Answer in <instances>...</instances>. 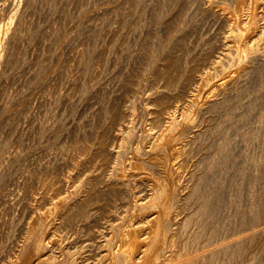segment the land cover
Listing matches in <instances>:
<instances>
[{
	"label": "bare ground",
	"instance_id": "6f19581e",
	"mask_svg": "<svg viewBox=\"0 0 264 264\" xmlns=\"http://www.w3.org/2000/svg\"><path fill=\"white\" fill-rule=\"evenodd\" d=\"M195 6H197L195 9L197 14L198 12H201L205 18L209 19V20L207 19V21H210L211 24L218 25L219 34L214 33L215 35L218 34V36L215 37L214 35L213 38L209 36L210 39H206L207 37L204 38L203 35L198 34L199 28L197 29L195 25V21L193 19L194 16L192 17V14H191V10L193 12V8ZM0 7H1L0 9V71L3 67L6 68L8 65L10 67V65L14 63L17 56L20 53H22L21 52L22 47L25 44V42L28 40L29 37L33 36V33H34L33 29H34V25L36 24V22L33 20H29L30 18L28 20L26 19L27 15L34 16V14H30L32 11L39 9L40 13H42L41 12L42 10L46 11V13L47 12L49 13V11H53L61 7L60 9H61V12H63L64 16L62 19L63 21L60 22L61 25H59V27L61 26L60 32H59L61 34H59L56 37L54 41L55 43L58 42V39L61 36H63L67 31L69 32L70 30H72V28L75 26V25L74 26L71 25L72 20H74L73 18L78 17V15L83 11L80 8V6L78 7L76 6V0H69L66 4H64V6H59L58 1L56 2V0H0ZM175 10H177V12L175 13L176 15H172L173 17H170V13ZM104 13H107V14L109 13L110 15H112L113 13V16H114V13L116 14L119 13L116 15V17L112 18V20H114L113 22L114 25L115 23L117 24L119 20V17L117 16H120V13H122L121 18H123V20L125 21V23L123 22V24L129 25V31H130L129 34L131 35V36L130 35L128 36L127 34L126 36L124 35L126 38L125 42L127 43V45H130V42L132 41H133L132 42L133 44L135 40L136 41L141 40V42H139L141 44H139L138 48H136L135 50L136 54H134L135 52L133 53L134 55L132 54L133 49L129 52L127 48L128 46L126 47L127 48L126 51H128L129 54L131 53V55H129L128 62L130 60L133 64V67L132 69H130L129 72L126 73V76H125L126 80L123 81V84L127 88L130 94V98L133 101L141 100L140 99L141 98L140 96L142 93L141 86L143 84L142 77L147 72V70H149L152 75L151 83H152L153 89L158 90L157 93L155 94L152 93V95L150 96L148 95L147 98L145 99V103L147 105L146 107H148L147 112H146L148 119L145 122L146 135L144 138L147 140L146 141L147 145L145 147H139V146L134 147L133 146L134 145L133 139H134L135 134L133 133V130L129 127V123L131 124L132 121L134 122L135 118L137 117V113H138L137 109L133 108L132 110L127 112L124 110L118 111L119 109L118 108L116 117L118 116L120 126L123 129L120 132V139H119L120 146L119 148L117 147L118 150L116 152H114L115 151L114 149H113L114 151L113 150L111 151L110 150L111 148L109 149L110 147L109 144H111L110 142L111 140L109 138L110 136L108 134L109 133L108 131L102 134L96 133L95 138L93 137L94 138L93 142L90 143L88 140H86V144L85 145L83 144L84 146H81V145L85 140L82 143L76 140L75 142L78 141L77 143H81V145L76 144L75 146L74 145L71 146V147L74 146L72 148V154L70 153L72 157L69 158V155L67 157L64 155L66 159L67 158L70 159L69 160L70 163H68L69 161L66 160L68 161L67 165L70 164V166H72L73 169H79L83 165L85 166L86 162L88 161L86 159H89L87 163L92 164L91 165L92 171H90L91 172L90 173L88 171L89 168L86 169L87 170L86 173L89 172V174L87 175L86 173H84L85 175H87L85 178L82 177L83 179L82 178L80 179L79 175H78L79 177H77V175L73 173H67V174H64L63 179L62 178L60 179L57 177H56L57 179H55L54 177L49 179L47 175H44V173L43 174L39 173L41 169L45 171L44 169H48L49 167H44V165L42 164L44 168H42V166L38 167V169L34 168L39 172L36 173V170H35L34 175L30 173L33 176L31 180L33 179L34 183L27 185L30 183L29 182L30 180L28 182L26 181L27 182L26 190L28 192L26 194L32 196L31 198H29L32 200V202L26 205H29L31 206V208H35L36 210L38 209L43 212L42 213L40 212L41 213L40 216L34 222L27 221V223H25L26 221L24 222L22 220V222H24L25 225L21 228L20 232L17 230V233L19 232V234L17 235L16 239L12 237L14 239V240L12 239L13 240L12 242L13 245H11L12 247L9 248V250L5 248V250H7L8 252H5V251H4L5 253L3 252V247H4L3 244L9 242L10 239L7 242L5 240L4 242V239L6 237L5 235L6 232L4 233L5 236L3 234H0V248H2L1 253H3V256L1 255L0 257V261L2 264H228V262L232 260H230L229 258L226 259V257L228 256L226 253L222 252L223 253L222 255L218 254L215 256L214 253H217L218 251H220L219 249H217L218 251L216 250L217 252H214L212 254L210 253L211 254L210 257H206V256L204 257L202 256L203 255L202 253L201 255L198 254L196 251H198V248L199 249L200 247L202 248L203 242L199 243L200 237H198V240L194 239L196 236H199L197 235V233L195 235L190 234L191 236H193V239L195 241L191 239L192 237L190 238V235L187 233V226H189V223L191 222V220H193L195 217L197 218V215L199 218L203 216V215L200 216V214H204L202 212L205 210V207H206V204L204 202L202 204H201L202 201L199 202L200 199L202 198H201V195H199L198 193L199 191H197L196 189L198 187V184L200 185V183H202L200 181L205 178L204 177L205 172L203 171L205 169L204 168L202 169L204 165L201 167L200 164L204 163V159L201 160V157L205 154L204 151H205V148H207L205 147V145H206V142L208 143L209 141V140L206 141L205 139V138H209L205 136L207 134L205 133L207 128L206 130L204 129L205 132H202L203 131L202 130L201 132L194 133L192 135L191 133H192L193 125L196 126V125H199V123H201L202 125L203 122L206 123L207 125H210L212 121L214 120V118L218 116H221V117L222 116L227 117L228 115L232 116L234 114V111L237 108V101L239 100L238 92L242 89V87L245 88L246 85L244 84L245 83L247 84L246 81L249 78L253 77V75L255 77V75H258V74L260 75L261 72L264 73L263 72L264 70V0H124L122 2H118L114 6L106 7L104 9ZM8 14H10L9 20L7 21V23L2 24L1 22L3 18ZM80 17H81V14H80ZM156 19H158L159 23L163 24V26L165 27L166 33L164 34V36H158L156 32H153L154 33L153 35L155 38H157V40H159L161 44L165 43V44L170 45V47H169V50H168L169 52L166 55L165 60L161 64L159 63V65L154 66L152 68L150 67L149 69L148 67L150 66L149 64L151 63V60L150 62H148V60L152 57L154 50L152 46L148 44V42L149 43L151 42L149 39L145 38L146 36L143 32V28L145 27V25L148 24L147 22L152 24V22ZM80 23H81V26L86 24V22L85 23L80 22ZM213 27H216V26H213ZM38 30H40V28ZM57 30H58V25L55 28V30L53 29L50 30V32L49 33L47 32L45 36L43 34L44 37L43 36L42 37L45 40V42H48L46 41V39L47 40L49 39V41H51V39L54 36V33L57 34L56 33ZM202 31L203 30H201L200 33ZM203 33L205 34V32ZM121 36L123 35H120V37ZM30 39L32 40V38ZM225 39L226 41L228 39V41L225 42ZM114 40L116 41V38ZM156 43L158 45V42ZM153 45H154V42H153ZM223 47H226V48L223 49ZM105 48H106L105 45L104 46L101 45V47L97 50L98 53L96 52L97 53L96 56L93 55L95 52L94 49L87 48L86 50L84 49V51H80L81 49L79 48L80 49V50L78 49L79 51L74 52L73 55L71 54L72 57L69 55L71 59L66 63V65L63 68L68 69L69 66H72V65L73 67L76 66L75 64H77V66L78 65L80 66V67L78 66L79 69L86 68L90 60L93 61V64L94 66H96V68H101L107 63L106 61L107 58H106V53H105L107 49ZM129 48L131 49V47ZM107 54H110V53H107ZM127 58H128V55H127ZM89 66H87V68ZM107 66L109 65L107 64ZM78 67L77 68L75 67L76 70L78 69ZM103 69H105V66ZM87 71H86V74H87ZM100 71L101 70H99V73ZM4 74L6 75V73ZM91 76H92V73H91ZM257 77H260V76H257ZM69 79L68 81H70ZM72 84H73V81H72ZM116 86L118 87L119 85L116 84ZM107 88H110V86ZM81 89L82 88H80V90ZM115 89H114V92L118 91ZM101 91H103V89ZM89 93H92V92H89ZM2 96H1V99H3ZM95 96H97V94ZM100 96H102V94ZM107 96L109 98L108 94ZM5 98L6 97H4V99ZM203 98L205 99L202 100ZM101 99L103 100V96L99 100ZM105 99L107 100V97H105ZM105 99L103 101H105ZM107 102L105 101V103ZM95 103L97 104V101ZM105 103H102V104H105ZM199 104H203V107L201 106L202 108L201 107L197 108ZM97 105L99 106V104ZM100 106H102L101 103H100ZM95 107H96L95 110L94 109L93 110L96 113L93 112V114H96L97 116V113L100 110L97 108V106ZM105 108L106 110H104ZM46 110L48 109L45 108V111ZM102 110L106 112L109 111L107 110V106H104V105L100 113H103ZM32 113H35V112H32ZM87 113L90 114L91 112L89 113L88 111ZM105 113L104 115H106ZM114 113H111V114H114ZM102 116H100L99 118H103ZM57 118L59 119L60 117H57ZM142 118L144 119V117ZM35 119L37 118L35 117ZM92 119L94 118L92 117ZM260 119H264L263 115H261ZM60 120L61 119L58 120L59 124H60ZM58 121H55V123H57ZM59 124H57V126ZM5 125H6V122H5ZM201 125H199V127ZM48 130L50 129L48 128ZM54 131L55 130H53V134H54ZM28 132L29 131H27V133ZM45 132H47V130ZM250 134L251 133H248V135ZM44 135H46V133H44ZM1 137L3 139V136ZM60 139H63V138H60ZM83 139H81V141ZM226 145H229V144H226ZM259 145H261L260 142L258 146ZM4 147H5V144H4ZM64 153L66 154V151ZM209 153L211 155L213 154L211 152ZM67 154H68V150H67ZM199 154L202 156L199 157ZM210 154H208L209 158H211ZM205 156L202 158H205ZM216 159L214 158L213 160H216ZM61 161L63 160L61 159ZM64 161H65V158H64ZM205 161H208V159L206 158ZM209 161H211V159H209ZM212 163L216 164L215 161ZM89 164L88 166H90ZM209 164L211 163L209 162ZM40 165L41 164H39V166ZM205 166H208L207 169L209 168L208 163H205ZM207 169L206 171H208ZM79 170L77 173L83 175V173H80ZM31 175L28 177H31ZM183 181L186 182L185 186H186V189L188 190L185 195H181L180 194L181 192H179V189L181 187L180 183ZM99 182L104 183V186L102 188H100L101 183L98 186L99 188H97V185ZM70 183L73 185L72 193H70L71 191L69 188L68 189L70 192L68 193V189H67V186H68L67 184H70ZM183 184L184 183H182V185ZM185 186L183 187V189L185 188ZM141 187H143L144 190H135L139 188L141 189ZM76 192L79 193V196L74 198L73 195L76 194ZM33 197L34 198L39 197L40 200L36 201V199H34ZM122 198L126 202L124 201L125 204L123 203L121 205L122 206L121 208L123 209L125 208V210L122 213H120L121 211L118 212L119 214L117 215L118 216L122 215L123 217L122 216H121L122 218L118 217L115 220L112 218H109L110 216H108V214L111 213L112 215V213H114L113 210H115L119 206V205L115 206V204H113L114 206L110 207L111 203L117 204L118 201L121 200ZM23 199L22 201H24ZM18 202L20 203V201ZM18 202H15V203L17 204ZM33 202H35V204ZM7 203L9 205L8 201ZM15 203H13V207ZM4 205L1 206L3 207L2 210L5 209L6 207V206L4 207ZM20 206L22 208H25L24 204L23 206L22 205ZM11 209L12 208L9 207L8 210H10L11 212ZM27 209H24V212H26L25 210ZM33 210L34 209H32V211ZM15 211H12V213H15ZM117 211H118V208H117ZM148 211L150 212L152 211V214ZM3 213L0 212L1 215ZM21 215H20V218H21ZM180 215H185L186 220L184 219H181L183 221L175 220L178 216L181 218ZM25 216L27 217V215ZM91 216L94 217L93 226L90 225L91 222H86V220L88 221L90 219L89 217ZM105 218H108V221H105L107 222L108 225L106 228L107 230L104 231L102 229V224L100 222H104L103 219ZM18 221L16 223H18ZM197 221L199 222V220ZM12 222H13V219H9L7 221L5 220V223H11V225H12ZM1 223L2 222H0V224ZM191 224H194V222L193 223L191 222ZM12 228L15 229L16 227H12ZM82 228H86L85 229L86 232H83L84 229L83 231H81ZM100 228L104 232L102 230L99 231ZM189 228H191V226H189ZM81 232L82 234H84L83 236L88 237V240H89L88 242L90 241L92 242L91 246L87 247L86 249L83 246V243H86V242L85 241L82 242L81 240L76 239L78 246L80 243V246L78 247L79 249L78 252L75 253L74 251V254H72L71 252L67 251L68 253H64L65 250H62L63 248L62 245L66 243V241L70 237L74 235H78ZM192 232L193 231H191V233ZM200 236L202 237V234ZM261 238L264 240V237L261 236ZM258 241H261L260 238ZM2 242L4 243L2 244ZM67 243L66 245L68 246ZM261 243L263 245V242ZM70 244L72 245V242H70ZM252 244H255V243H252ZM257 245H260V243ZM255 246L256 245H254V247ZM5 247H6V244H5ZM7 247H9V245ZM228 249L227 250L223 249V250L230 252V250ZM256 250L259 251L261 249L257 248ZM258 251L255 253H259ZM251 252L253 253L254 251H251ZM206 254L207 253H205L204 255ZM250 256L251 255H249V257ZM227 260H230V261L227 262ZM239 263L241 264L242 262H239ZM244 264H247V263L245 262Z\"/></svg>",
	"mask_w": 264,
	"mask_h": 264
},
{
	"label": "rangeland",
	"instance_id": "374dc122",
	"mask_svg": "<svg viewBox=\"0 0 264 264\" xmlns=\"http://www.w3.org/2000/svg\"><path fill=\"white\" fill-rule=\"evenodd\" d=\"M57 1L59 3V6H64V4H66L69 0H67V1L56 0V2ZM122 1H124V0H87V2H86V0H76V6L77 7L80 6V8L83 11L80 13L81 17L79 14L78 17L73 18L74 20H72L71 25L77 26L80 22H84V23L86 22V24L81 26V23H80L77 27L74 26L73 27L74 29L72 28V30H70L69 32L67 31L63 36H61L58 39V42H56V43L54 41H55L56 37L59 34H61V33H59L60 27H61V26L59 27V25H61L60 22L63 21L62 19L64 16L63 12H61V9H60L61 7L57 8L53 11H49V13L48 12L46 13V11H43V10L41 11L42 13H40L39 9L32 11L34 13L31 12L30 14H34V16L33 15H27L26 19L28 20L30 18L29 20H33L36 22V24L34 25V29H33V31H34L33 36L28 38L29 41L27 40L22 47V51H21L22 53H20L17 56L16 60L14 61L13 64L10 65V67H9V65L7 66L8 69H7V67L6 68L3 67L4 69L1 67L3 70L1 69V71H0V74H1L0 75V148H1L0 149V163H1V165H0V171H1L0 172L1 173L0 174V198H1L0 199V212L5 213L9 209V207L12 208L11 212H10V210H8L5 214L4 213L2 215L0 214V222H2L0 224V234L4 235V233L6 232L5 233L6 237L4 239V242H5V240H6V242L9 241V239H10V241L7 243L2 242V244L4 243L3 244L4 245L3 252L4 251L8 252L7 250H9V248L12 247L11 245H13V243H12L13 240L17 238V235L19 234L21 228L25 225V223H27V221L28 222L29 221L34 222L40 216V214L43 212L41 210H38V209L36 210L35 208H31V206H29V205H26V204H30L32 202V200L29 199L32 196L26 194V193H28L26 190L27 189L26 186L30 185L31 183H34V180L33 179L31 180V178H33V176L31 174L34 175L35 170L38 169V167H41V166H42V168L49 167L48 169H44L45 171H43V169H41V168H39V169H41L40 172L36 170V173H38V172L40 174L44 173V175H47V177L49 179H51L53 177L55 179H57V178L63 179L64 174H67V173H73V174L77 175V177L80 176V179L82 177L85 178L89 174V172L92 171V166H91L92 164L87 163L89 161V159H86L88 161L86 162L85 166L83 165L84 167L83 166L80 167L81 169L79 168L80 169L79 170V169H73V167L70 166V164L67 165V162L70 159H68V158L66 159V157L68 155H69V158L72 157V155H71L72 154V148L76 144L81 145V143L84 140L85 141L82 143L81 146H84L86 144V140H88L90 143H92L94 138H95L96 133L102 134V133H105L108 131H109L108 134L110 136L109 138L111 140L110 142L112 144V145L109 144V146H110L109 149L111 148L110 149L111 151L114 149L115 151L114 150L113 151L116 152L120 146L119 145L120 144V141H119L120 132L123 129L120 126L118 116L116 117V113L119 110H124V111L128 112V111L132 110L133 108L137 109V112H138L137 117L135 118L134 122L132 121L131 124L129 123V127L133 130V133L135 134L134 139L136 141L133 139V144H134L133 146L134 147H137V146L145 147L147 145V142H146L147 140L144 138L146 135L145 122L148 119V116L146 113L148 107H146L147 105L145 103V99L147 98L148 95L150 96V95H152V93L153 94L157 93L158 90L153 89V87H152V83H151L152 82V75H151V72L149 70H147V72L145 71L146 72V73L144 72L145 74L143 73L144 74L142 77V83L143 84L141 86L142 87V90H141L142 93L140 96L141 100H136L138 102L133 101L130 98V94H129L127 88L123 84V81L126 80V77H125L126 73L129 72L130 69H132V67H133L132 62L130 60L128 62L129 55H131V53L129 54L128 51L130 52L133 49V52H132V54H133L135 52L136 48H138L139 44H141V43H139V42H141V40L140 41L135 40L133 44H132V42H133L132 41V42H130V45H127V43L125 42V39H126L125 36H126V34L129 36L130 31H129V25L123 24V22L125 23V21L123 20V18H121L122 13H120V16H117V17H119V20H118L117 24L115 23V25L113 24L114 20H112V18L116 17V15L119 13H117V14L114 13V16H113V13H112V15H110L109 13L108 14L104 13V9L106 7L114 6L118 2H122ZM196 7L197 6H195L193 8L194 14H193L192 10H191V14H192V17L194 16L193 19L195 21V25H196L197 29L199 28L198 34L203 35L204 38L207 37L206 39H210V37L213 38V36L215 35L214 33L219 32L218 25L217 24H211L210 21H207L208 18H205L201 12H198V14H199L198 15L196 10H195ZM0 9H1V7H0ZM176 12H177V10L172 11L170 13V17H173L172 15H176L175 14ZM37 14H39L40 17L41 16L42 17L40 18L39 15H37ZM48 14H49V16H48ZM9 16H10V14L6 15L5 16L6 18L4 17L1 23L2 24L7 23V21L10 18ZM32 18H34V19H32ZM39 20H40V22H39ZM157 21H158V19L154 20L152 22V24L147 22L148 24L146 23L147 25H145V27H144L145 29L143 28V32L146 36V37L145 36L144 37L150 40L151 43L148 42V44L150 46H152V48L154 50L152 57L148 60V62H150V60H151V63L149 64L150 66L148 67L149 69H150V67L152 68L154 66L159 65V63L161 64L165 60L166 55L169 52L168 51L169 47H170V45H168V44H165V43L161 44L159 42V40H157V38L154 37L153 32H156L158 36H164V34L166 33L165 27L163 26V24L159 23V21L157 23ZM57 25H58V30L56 32L57 34L54 33V36L52 38L53 40L51 39V41H49V39L48 40L46 39V41H48V42H45V40L43 39L45 34L47 32L49 33L50 30H52V29L55 30ZM213 26H216L217 28L213 27ZM207 27H209V28H207ZM39 28H40V30H38ZM76 28H77V30H76ZM201 30H203V31L200 33ZM80 31H81V33H80ZM203 32H205V34ZM38 34H40V35H38ZM43 34H44V36H43ZM218 34H216L215 37L218 36ZM120 35H123V36L120 37ZM226 36H227V34H226ZM40 37H41V39H40ZM30 38H32V40ZM113 38L114 39L116 38V41ZM227 41H228V39H227ZM227 41L225 39V42H227ZM153 42H154V45H153ZM156 42H158V45ZM103 44L106 47L105 49H107V51L105 52L106 58H107V60H106L107 63L104 65L105 69H103L104 66L101 68H96V66H94L92 60L89 61L90 64L89 63L87 64V66L91 65L88 68L86 66V68H80L79 69L80 66L78 65L79 66L78 67L77 64H75L76 66H74V67H73V65L69 66L70 69L69 68L68 69L63 68L66 65V63L71 59L70 56H71V54L73 55L74 52H77L80 49H81L80 51H84V49L86 50L87 48H91V49H94L95 52L93 55L96 56L98 53L97 50L101 47V45L104 46ZM30 46H31V48H30ZM126 47L128 48V51H126L127 50ZM129 47H131V49ZM124 48H126V49H124ZM225 48L226 47H223V49H225ZM48 53H49V55H48ZM107 53H110V54H107ZM126 54L128 55V58H127ZM134 54H136V52ZM49 56H51V57H49ZM110 57H112V58H110ZM107 64L109 66H107ZM71 67H72V69H71ZM75 67L76 68L78 67V69L76 70ZM83 69H85V70H83ZM98 69L101 70L100 73H99ZM87 70H89V71H87ZM86 71H87V74H86ZM97 72H98V74H97ZM263 72H264V70H263ZM4 73H6V75ZM91 73H92V76H91ZM261 73H260V75L259 74L255 75V77H254V75H253V77L250 76L252 79L249 78L246 81L248 85L246 83L244 84V85H246L245 86L246 90H245V88L242 87V89L238 92L239 100L237 101V108L234 111V114L232 116L228 115L229 116V117L227 116L228 118L226 116L225 117L218 116V117L214 118V120L212 121V123L210 125H207L206 123L203 122L202 125H201V123H199V125H201L200 127H199V125H196L197 127L193 125V127H192L191 135L194 133H199L202 130H203L202 132H205V130L207 128V130L205 132L207 134L205 136H207L209 138H205V139H206V141H208V140L209 141H208V143L206 142V145H208V146L205 145V147H207V148H205V151L208 150L209 152H211L213 154L211 155L208 151H207L208 153L204 151L205 154L203 153L204 154L203 156L199 154V157H201V156L204 157L205 155H207V156H205V158L201 157V160L204 159V163L202 162L203 164H200L201 167L204 165L202 167V169L203 168L205 169L203 171L205 172V174H204L205 178L204 179H206V180H204V179L201 180L200 182H202V183L199 182L200 185L198 184V187L200 189L198 187L196 189L197 191H199L198 193H199V195H201V198H202V199H200L199 202L202 201L201 204L204 202L206 204V207H205V210L202 212L204 214H200V216L201 215H203V216H201L199 218L197 215V218L195 217L193 220H191V222L192 223L194 222V224H191V222L189 223V226H191V228H189V226H187V233L189 235L190 234L195 235L197 233V235H199V236H196L197 238L194 236L195 237L194 239L198 240V237H200L199 243L203 242L202 248L200 247V249L202 251L197 247L198 251H196V252L198 254L201 255V253H202L203 254L202 256L210 257L212 253L217 252L218 251L217 249H219L220 251H218L217 253H214L215 256L218 254L222 255L223 253H226L228 255L226 257V259L229 258L230 260H232V261L227 260V262L230 261V262H228V264L229 263L230 264H240L239 262H242L241 264H244L245 262L247 264H264V262H262V261H264V254H263L264 253V240L261 238V236L264 237V129H263L264 128V122H263L264 119H260L261 115H263V118H264V113H263L264 112V73H262V74ZM257 76H260V77H257ZM22 79H23V81H22ZM55 79L57 80V82ZM68 79L70 81H68ZM72 81H73V84H72ZM248 81H250V82H248ZM119 82H120V84H119ZM65 83H67L69 85H67ZM249 83H250V85H249ZM21 84H22V86H21ZM44 84L46 85V87ZM61 84H63V85H61ZM116 84L119 86L117 87ZM43 85H44V87H43ZM83 86H84V88H83ZM109 86H110V88H107ZM247 86H248V88H247ZM80 88H82L83 90L82 89L80 90ZM71 89L73 92L71 91ZM102 89L104 92L101 91ZM109 89H111V90H109ZM114 89L118 90V91L114 92ZM62 91H63V93H62ZM2 92H3V94H2ZM78 92H80V93H78ZM89 92H92L93 94L89 93ZM57 93H58V95H57ZM1 94L3 96L5 94L4 97H6V98L4 99V97ZM88 94H89V96H88ZM96 94H97V96H95ZM101 94L103 96V100L105 99V97H107V100L105 99L106 102L109 99L110 100L107 103H105V101H103L102 99H101L102 101L99 100L100 98H102V96H100ZM107 94L109 95V98H108ZM1 96L3 99H1ZM47 96H48V98H47ZM73 96H75V97H73ZM61 97H62V99H61ZM72 97H73V99H72ZM9 98L11 99V101ZM81 98H82V100H81ZM205 98H203L202 100H204ZM7 99H9V100H7ZM44 99H46V100H44ZM15 100H16V102H15ZM96 101H97V104H99V106H100V103L102 106L99 107L95 103ZM102 103H105V104H102ZM9 104H11V105H9ZM51 104L54 106V108ZM93 104L94 105L96 104L95 106H97V108L100 111L103 108V105L107 106V110H109L108 111L109 113L104 111V110H106V108H105L104 110H102L103 113H100V111L98 110L99 112L97 111L98 113L96 116V114H93V112L96 113L94 111L96 107ZM201 106L203 107V104H199L197 106V108H200ZM4 107H6V108H4ZM91 107H92V109H91ZM45 108L48 110L45 111ZM117 109H118V111H117ZM36 110H38V111H36ZM51 110H53L54 112ZM90 110H92V111H90ZM48 111H50V112H48ZM55 111H57V112H55ZM88 111H89V113L90 112L91 113L88 114L87 113ZM114 111H115V113H114ZM32 112H35V113H32ZM104 113L106 115H104ZM111 113H114V114H111ZM260 113H261V115H260ZM33 114H35V115H33ZM24 115L26 118L24 117ZM94 115H95V117H94ZM100 116H102L103 118H99ZM109 116H111V117H109ZM33 117H34V119H33ZM35 117L37 119H35ZM57 117H60L59 119H61L60 124L58 121L59 119ZM92 117L94 119H92ZM142 117H144V119ZM96 118L98 119V121ZM16 119H18V120H16ZM51 119H53V120H51ZM13 120H14V122H13ZM117 120H118V122H117ZM39 121H40V123H39ZM55 121H58V122L55 123ZM88 121H89V123H88ZM5 122H6V125H5ZM44 122L47 125V127L44 124ZM104 122H106V123H104ZM261 122L263 125L261 124ZM57 124H59V125L57 126ZM34 125L37 127H35ZM217 125H218V127H217ZM56 126H57V128H56ZM48 128L51 130V132H50V130H48ZM3 130H4V132H3ZM46 130H47V132H45ZM53 130H55L54 134H53ZM27 131H29V132L27 133ZM43 132L46 133V135H44ZM253 132H254V134L255 133L256 134L254 135ZM69 133H70V135H69ZM248 133H251V134L248 135ZM260 135H261V137H260ZM1 136H3V139ZM21 136H22V138H21ZM60 138H63V139H60ZM81 139H83V140L81 141ZM3 140L6 141L7 143L4 142ZM76 140H78L81 143H77L78 141L75 142ZM13 141H14V143H13ZM28 141H29V143H28ZM58 141L59 142L61 141V142L59 143ZM259 142L261 145L258 146ZM35 143H36V145H35ZM73 143H75V144H73ZM4 144H5V147H4ZM15 144H16V146H15ZM226 144H229V145H226ZM19 145H20V147H19ZM55 145H56V147H55ZM72 145H74V146L71 147ZM64 147H65V149H64ZM134 147H132V148H134ZM66 149L68 150V154H67ZM10 150H11V152H10ZM65 151H66V154L64 153ZM208 154H210L211 158H209ZM213 156L215 159L217 158L216 159L217 161L213 160L214 159ZM64 158H65V161H64ZM206 158L208 159V161H205ZM61 159L63 161H61ZM209 159H211V161H209ZM66 160H68V161H66ZM214 161L216 162V164L212 163ZM209 162L211 164H209ZM68 163H70V161ZM205 163H208V165H209L208 169H207L208 166H205ZM39 164H41V165L39 166ZM42 164L44 165V167ZM88 164L91 167L88 166ZM86 165H87V167H86ZM24 166H25V168H24ZM34 168H36V169H34ZM25 169H26V171H25ZM32 169L34 172L32 171ZM84 169H85V171H84ZM86 169H88L89 172L86 173V171H87ZM206 169L208 171H206ZM29 170H31V171H29ZM78 170L80 173H83V175L77 173ZM189 171H190V169H189ZM16 172H18V173H16ZM206 172H207V174H206ZM84 173H86L87 175H85ZM30 175H31V177H28ZM258 175H260V176H258ZM26 177H27V179H26ZM18 178H19V180H18ZM10 179H12V180H10ZM26 181L27 182L29 181L30 183L26 185V183H27ZM31 181H33V182H31ZM18 183H20V184H18ZM100 183L101 182L98 183L97 188H99L98 186ZM182 183H184L183 185L185 186L186 182L183 181L180 183L181 187L179 189V192H181L180 193L181 195H185L188 190L186 189V186L184 188L186 191L183 189L184 186L182 185ZM67 185H66L67 189L69 188L71 191L70 192L68 189V193L69 192L72 193V191H73L72 186L73 185L71 183L67 184ZM100 186H101L100 188H102L104 186V183H101ZM200 186H202V187H200ZM11 190H13V191H11ZM135 190H144V189H143V187H141V189L139 188V189H135ZM73 196H74V198L78 197L79 193L76 192V194H74ZM7 197H8V199H7ZM13 197H14V199H13ZM22 197L23 198L25 197V198L23 199ZM22 199L24 201H22ZM34 199H36V201L40 200L39 197L34 198ZM122 199L119 200L117 204L111 203L110 207L114 206L113 204H115V206L116 205H119V206L117 207L118 211L116 208L115 210H113L114 213H112V215H111V213L108 214V216H110L109 218H112L115 220L118 217L120 218L122 216V215H120V216L117 215V214H119L118 212L121 211L120 213H122L125 210V208L124 209L121 208L122 207L121 205L123 203L125 204V202H126L124 199L123 200ZM17 200L20 201V203ZM7 201L9 202V205H8ZM26 201H28V202H26ZM15 202H18L19 204L18 203L16 204ZM35 202H33V203L35 204ZM13 203H15L14 207H13ZM23 204L25 205V208H22L20 206V205L23 206ZM3 205H4V207L6 206L8 208L5 207V209L2 210L3 207H1V206H3ZM207 207H209V208H207ZM24 209H27L28 211L25 210L26 212H24ZM32 209H34V210L32 211ZM119 209H121V210H119ZM12 211H15V213H12ZM19 211L20 212L22 211L21 214L24 212L22 214L24 216H22ZM148 212H150V211H148ZM150 213L152 214V211ZM8 214H10V215H8ZM153 214H154V212H153ZM20 215H21V218H20ZM25 215H27V217ZM35 216H37V217H35ZM180 216H181V218L178 216L175 220H177V221H180L181 219L186 220L185 215H180ZM4 217H6V218H4ZM91 217H89L90 219L88 218L90 221L86 220V222H91L92 224L90 223V225L93 226L94 225V223H93L94 217H92L93 219ZM8 218L13 219L12 225H11V223H5V220L6 221L9 220ZM16 218L18 220L20 218V220L18 221ZM25 218H26V220H25ZM22 220L24 222L25 221L26 222L24 223V222H22ZM197 220H199V222ZM17 221H18V223H16ZM103 221L104 222H100V223L102 224V229L105 231V230H107L106 228L108 225L107 222H105V221H108V218L103 219ZM181 221H183V220H181ZM2 226H3V228H2ZM6 226H8V227H6ZM12 227H16L15 228L16 230ZM83 229H84V231H83ZM85 229L86 228H82L81 231L86 232ZM102 229L100 228L99 231H101ZM6 230L7 231L10 230V231L7 232ZM14 230L16 233L14 232ZM17 230L19 231L18 233H17ZM191 231H193L194 233L193 232L191 233ZM201 234H202V237L200 236ZM83 235L84 234H82V232H81L78 235H74V236L70 237L66 241V243L68 242L67 243L68 246L66 245V243H64L65 245L64 244L62 245V247H63L62 250L66 251V252L64 251V253L71 252L72 254H74V251H75V253L78 252V250H79L78 247L80 246V243L78 246L76 239L77 240L79 239L82 242L85 241L86 243H83V246L86 249H87V247L91 246L92 242L91 241L88 242L89 241L88 237L83 236ZM191 235H190V238L192 237L191 239H193V236H191ZM8 237H10V238H8ZM259 238L261 241H258ZM70 242H72V245L70 244ZM261 242H263V245ZM252 243H255V244H252ZM256 243L257 244L260 243V245H257ZM5 244H6V247H5ZM7 244L9 245V247H7L8 246ZM73 245H75V246H73ZM254 245H256L257 248L261 249L262 251L256 250L257 248H256V246L254 247ZM259 246H260V248H259ZM5 248L7 250H5ZM73 248H75V249H73ZM76 249H77V251H76ZM223 249L224 250L228 249V250H230V252L224 251ZM251 251H254V252L252 253ZM257 251L259 253H255ZM1 252H2V248H0V257H1V255L3 256V253H1ZM227 252L230 254H228ZM205 253H207V254L204 255ZM208 253L209 254L211 253V254L209 255ZM256 254H258L259 256ZM249 255H251V256L249 257ZM249 258L252 260H250ZM249 261H251V262H249ZM0 264H2L1 261H0Z\"/></svg>",
	"mask_w": 264,
	"mask_h": 264
}]
</instances>
